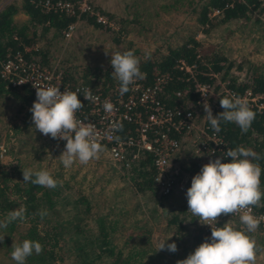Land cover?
<instances>
[{
  "label": "trees",
  "instance_id": "obj_1",
  "mask_svg": "<svg viewBox=\"0 0 264 264\" xmlns=\"http://www.w3.org/2000/svg\"><path fill=\"white\" fill-rule=\"evenodd\" d=\"M41 1L6 0L1 3L0 59L7 49H21L27 45L35 49L24 52L25 56L51 66L54 58L51 48L53 42L63 38L61 30L76 20L104 30L109 35L112 46L123 44L124 47L118 52L132 50L140 60V70L146 73V78L141 82L148 84L155 73L167 71L170 78L164 89L166 96H162L167 104L189 102L194 96L191 80L185 79V72L175 65L178 58L195 64L194 75L200 81H211L209 74L219 71L222 76H228V84L237 92L246 87L252 91L264 92V52L263 56L254 55L251 58L252 53L249 52L238 58L236 54L228 55L229 50L225 47V42L233 31L242 28L249 29L252 42L264 41V0H129L118 14L105 11L88 0L111 24L97 22L93 15L86 12H81L76 17L75 14L45 9ZM213 9H217L218 13L212 14ZM19 12L26 17L22 20L15 18L14 15ZM186 19H191L206 37L196 38L184 26ZM177 28H181V34L177 33ZM127 34H130V38ZM65 61H69V58L61 60ZM70 61L72 62L71 58ZM75 66L59 64L63 80L70 83L80 81L102 92L107 91L114 83L119 85L113 75L110 60L102 68L85 64L79 79L73 74ZM174 90L182 92L180 98L173 96ZM35 100L36 97L27 86H11L0 76V113L5 116L2 108L10 104L14 106L13 115L5 116L6 125L0 126L4 130L0 132V144L4 148L3 151L0 149V220H4L10 211L21 206L27 210L24 221L18 220L9 224L6 229H0V235H5L3 241H0V264H15L11 258V246L20 244L25 239L38 241L43 245L41 254L33 253L27 258L26 264H177L205 241L198 217L187 211L186 192L179 193L182 199L177 208L159 201L155 206L163 211L164 224L172 228V234H185V239L182 243L180 241L184 253L176 261L169 260L149 242V228L139 217L114 203L99 207L96 204L100 198L99 193L84 189L82 183L72 179V173L67 175L61 171V165L52 174L60 182L55 189L24 183V170H43L39 165L40 151L33 144L30 143V150L21 156L13 151L14 141L16 148L20 149L27 140L25 131L27 132L26 126L32 122L30 108ZM250 108L256 115L247 133L242 134L235 123L221 122L219 134L225 142L226 151L243 146L260 154L261 159L253 162L259 163L262 169L260 181L264 191V125L262 115L254 107ZM222 111L219 105L212 112L215 116ZM13 116H17L18 120L7 124ZM205 123L211 128L206 117ZM122 126L119 134H125L131 124L124 122ZM45 136L51 147L64 149L66 141ZM6 154L9 156L6 157ZM183 154V148H180L176 160L192 174H197L211 159L224 156L216 153L203 158ZM229 161L228 157L221 160L222 163ZM120 170L122 172L118 176L127 183L126 187L132 196L147 191L156 200L154 193L157 190L153 183L155 169L150 153H141L138 160ZM123 190L124 187L118 186L115 193L121 197ZM110 197L103 198V201L112 202L114 199ZM122 200L123 196L119 201ZM133 201L136 210L137 198ZM66 203L71 204V208L64 206ZM261 203H264V199ZM254 208L264 211V207ZM45 209L49 215L41 219L38 213ZM185 215L189 220L187 225L184 224ZM235 229L242 231L241 225ZM256 231H260V228ZM247 234L256 241L259 248L264 246V233Z\"/></svg>",
  "mask_w": 264,
  "mask_h": 264
},
{
  "label": "clouds",
  "instance_id": "obj_2",
  "mask_svg": "<svg viewBox=\"0 0 264 264\" xmlns=\"http://www.w3.org/2000/svg\"><path fill=\"white\" fill-rule=\"evenodd\" d=\"M110 64L114 77L119 81V94L122 96L130 91V86L136 81L146 78V73L140 70V60L132 50L111 55ZM36 100L30 111L31 120L36 130L52 139L66 141L64 150L59 156L62 165L70 168L76 161L88 164L98 159L105 151L100 142L99 133L95 125L86 123L77 118L84 105L78 99L76 91H61L57 86H34ZM83 98L95 102L90 88L83 89ZM222 112L213 115L212 109L205 100L203 108L207 122L211 128L219 133L221 122L235 123L241 133H247L256 113L250 108L247 101L240 97H224L219 100ZM106 113H113L115 106L110 101L103 104ZM122 124L113 123L111 131L107 133L112 139L119 141L120 137L114 133L122 130ZM223 157L230 158L229 162L222 163ZM223 157L211 159L203 165L200 171L191 179V186L186 190L188 209L198 217L202 224H217L221 215H239L240 223L245 230H237L225 225L222 228L211 227V237L206 238L185 259L177 264H255L257 252L260 250L256 241L247 233L255 232L264 216L252 214L253 207H264V191L261 189V172L259 163L260 154L251 148L238 146L227 149ZM23 182L32 183L48 189H55L60 182L53 178L47 170L33 171L26 169L22 172ZM160 178V177H159ZM62 186V185H61ZM26 208L21 206L8 213L4 220H0V229H6L15 221H24ZM41 219L49 215L47 210L39 213ZM5 235H0L3 241ZM170 238V237H169ZM168 238V239H169ZM167 239V240H168ZM161 241L158 250H167L175 253L177 245ZM11 258L15 264H26L29 256L41 254L43 245L38 241L25 239L20 244H12Z\"/></svg>",
  "mask_w": 264,
  "mask_h": 264
},
{
  "label": "built area",
  "instance_id": "obj_3",
  "mask_svg": "<svg viewBox=\"0 0 264 264\" xmlns=\"http://www.w3.org/2000/svg\"><path fill=\"white\" fill-rule=\"evenodd\" d=\"M41 5L45 9L63 11L69 15L75 14L76 17L79 13L86 12L93 15L97 22L111 24L107 17L93 8L88 0H42ZM217 11L213 9L212 12L218 13ZM75 26L76 20L68 23L61 30L64 39L70 38ZM33 48L35 49V47L24 45L21 49H7L0 59V76L11 86H27L35 97L36 88L34 86H57L61 91L81 89L78 99L84 107L77 112V118L95 125L110 163L120 169L128 168L138 160L141 153H150L155 169L153 183L159 195L186 192L195 175L185 170L176 160V155L184 142V136H189L187 143H189L192 155L203 158L216 153L225 155L226 146L221 135L205 123L206 116L203 108L205 100L213 111L219 107L221 98L240 97L262 115L264 125V92L252 91L248 87L237 92L228 84V76H222L219 71L209 74L211 81H200L194 75L195 64L188 63L182 58H178L175 65L182 69L183 73L185 72V79L191 80L194 96L189 102L167 104L162 100V96H166L164 89L170 78L167 71L155 73L148 84L140 80L136 81L130 86V91L121 96L117 83L102 92L80 81L70 83L63 80L57 65L47 66L37 61L36 58L24 55V52H29ZM84 88H90L93 96L98 99L95 102L84 100ZM172 94L178 99L182 92L174 90ZM105 101H110L115 106L113 113L109 114L104 111ZM114 122L131 124L125 134L114 133L120 137L119 141L107 135ZM0 149L4 150L1 144ZM240 214L226 216L239 220ZM252 214L260 217L264 216V211L253 207ZM202 223L206 222L199 221L201 234L205 239L211 237V227L229 226L220 221L219 217L217 224L209 226ZM259 228L264 230V221L260 223Z\"/></svg>",
  "mask_w": 264,
  "mask_h": 264
},
{
  "label": "rangeland",
  "instance_id": "obj_4",
  "mask_svg": "<svg viewBox=\"0 0 264 264\" xmlns=\"http://www.w3.org/2000/svg\"><path fill=\"white\" fill-rule=\"evenodd\" d=\"M3 1L6 0H0V4ZM91 1L95 4H98V6H100L103 10L116 14L123 10V6L126 1L129 2V0ZM212 14L216 13L212 12ZM183 24L184 26H186V28L189 29V31H191V33H193L196 38L206 37L205 35H203V33L200 32V30L195 27L191 19H186ZM248 31V28L236 29L233 31L232 35L226 40L227 42H225V47L229 50L228 55L233 56L234 54H236L238 58H240V56L248 55V53L251 52V58H254V55L263 56L264 41L260 42L256 40L252 42L249 34L250 31ZM177 33L181 34V28H177ZM126 36L130 38V34H127ZM54 42L57 45L51 46L54 54L51 65L59 66V64H75L76 66L73 74L76 75L77 79L80 78L85 64L102 68L111 59L112 54L118 52L120 49H122V47H124L122 46L123 44L119 43L117 44V47L112 46V42L109 41V35L104 30L93 28L90 25L80 21L76 23L74 32L69 39L61 38L57 39ZM66 57L69 58V61L61 62V60L63 61V59ZM70 58L72 59V62L70 61ZM2 110L4 112V115L6 117H9L14 113V106L12 104L5 105ZM5 116L0 113V126L6 125V122L4 123V121H6L4 120L6 118ZM15 120H18L17 116L11 117L8 120L7 124ZM1 129L2 128L0 127V132H3L4 130ZM26 130L27 132L25 131V135L27 136V140H25L26 142L21 145L20 149L16 148L15 141L13 142V151L15 154L19 156L23 155L25 152H28L30 150V148L28 149L30 143L33 144L34 146H36V150L40 151L39 165L43 170H47L52 175L54 174V169L59 168L58 165H61V171L66 173L67 175L68 173H72V179L75 182L82 183L84 189L90 190L93 193H99L100 198L96 203L99 204V207H102V204H105L106 206V204L114 203L126 208L129 213L135 214V216L139 217L140 220H142L149 228V242L155 245V247L158 248L161 241H165L170 237L165 243L167 244L175 242L178 250L175 253L169 252L167 250L161 251L169 260H179L180 255L184 253L181 248L182 245H180V241L182 243V240L185 239V234L183 232L181 235H179V233L172 234V228L170 226L166 227L164 224L163 211H161L160 208L155 207L157 206L156 202L159 201L163 202L164 204H172L174 208H177L182 199L181 196H179L180 194L178 192L170 193L167 196L159 195L157 194V192H155V197H157L155 199L157 201L153 200L152 195L147 191L142 194H138L137 196H132L126 187L127 183L118 176V174H120V172L122 171L119 167L115 165L112 166V164L108 160L106 151L101 153L98 159L91 160L86 165L80 164L79 161H76L70 168H65L59 159L60 154L64 150L63 148L59 149L51 147V144L46 142V136L36 130L32 122H30L26 126ZM188 139L189 136H184V142H182L181 144L184 156L190 154L189 143H187ZM28 154H31V152H29ZM8 156L9 154H6V157ZM118 186L124 187L123 193L121 195V197L123 196L124 199L122 201H119V199L121 198L120 195L115 193L118 189ZM110 196H112L114 199L112 200V202L106 203V201H103V198L109 199L111 198ZM135 198H137L136 210L134 205L135 203L133 201ZM70 205L71 204L66 203V205L64 206L71 208ZM186 215L184 219L185 225L189 224V220ZM219 218L220 221L229 224V226L233 228H239L241 225L242 231L244 230V226L237 219L230 218L226 215H221ZM90 221L92 220L90 219ZM263 233L264 231L260 229V231L258 232H252L251 235H262ZM259 249L260 250L257 252L255 264H264V246H261Z\"/></svg>",
  "mask_w": 264,
  "mask_h": 264
},
{
  "label": "crops",
  "instance_id": "obj_5",
  "mask_svg": "<svg viewBox=\"0 0 264 264\" xmlns=\"http://www.w3.org/2000/svg\"><path fill=\"white\" fill-rule=\"evenodd\" d=\"M14 17L15 18H17V19H19V20H22V19H24L26 16H25V14H23V13H21V12H19V13H16L15 15H14ZM78 21H76V23H77ZM74 32V31H73ZM49 33V32H48ZM57 44L54 42L53 44H52V46H56Z\"/></svg>",
  "mask_w": 264,
  "mask_h": 264
}]
</instances>
